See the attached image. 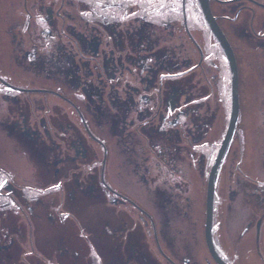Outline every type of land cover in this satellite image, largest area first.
I'll return each instance as SVG.
<instances>
[{
  "label": "flooded vegetation",
  "instance_id": "1",
  "mask_svg": "<svg viewBox=\"0 0 264 264\" xmlns=\"http://www.w3.org/2000/svg\"><path fill=\"white\" fill-rule=\"evenodd\" d=\"M208 5L209 231L199 1L0 0V264H264V0Z\"/></svg>",
  "mask_w": 264,
  "mask_h": 264
},
{
  "label": "water",
  "instance_id": "2",
  "mask_svg": "<svg viewBox=\"0 0 264 264\" xmlns=\"http://www.w3.org/2000/svg\"><path fill=\"white\" fill-rule=\"evenodd\" d=\"M201 5V10L203 16L206 20L207 25L209 26L211 32L217 39L219 45L221 46L222 50L224 51L226 58L228 60L230 74H231V83H232V110H231V117L229 121V127L227 131V135L225 140L221 146V149L214 161L212 166L209 180H208V189H207V211H208V223H207V230L211 229V222H212V212H213V199H214V189L215 184L218 178V174L223 163V160L228 152L232 137L234 136L237 121H238V114H239V103H238V68L234 53L232 48L226 39L225 35L217 25L215 18L212 16L211 10L208 5L209 0H198ZM256 4V3H255ZM264 8V6L259 5ZM211 244V241H210ZM211 246V245H210ZM219 264L221 263L218 259H216Z\"/></svg>",
  "mask_w": 264,
  "mask_h": 264
},
{
  "label": "rangeland",
  "instance_id": "3",
  "mask_svg": "<svg viewBox=\"0 0 264 264\" xmlns=\"http://www.w3.org/2000/svg\"><path fill=\"white\" fill-rule=\"evenodd\" d=\"M262 15H264V13H262ZM241 25L242 24H240V26ZM234 26H236V25H234ZM231 28H232V26H229V29H231ZM252 80H253L252 79V73L249 76H247V77L245 76L244 87H245L246 93L244 94V96L245 97L249 96L251 99H252V95H253V92H254ZM250 102H252V101H250ZM247 112L248 113H254V109L253 110L247 109ZM235 148H237L236 145H235Z\"/></svg>",
  "mask_w": 264,
  "mask_h": 264
}]
</instances>
